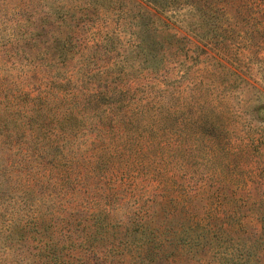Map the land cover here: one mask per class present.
<instances>
[{"label": "rangeland", "instance_id": "374dc122", "mask_svg": "<svg viewBox=\"0 0 264 264\" xmlns=\"http://www.w3.org/2000/svg\"><path fill=\"white\" fill-rule=\"evenodd\" d=\"M214 7L0 0V264H264V0Z\"/></svg>", "mask_w": 264, "mask_h": 264}, {"label": "trees", "instance_id": "16d2710c", "mask_svg": "<svg viewBox=\"0 0 264 264\" xmlns=\"http://www.w3.org/2000/svg\"><path fill=\"white\" fill-rule=\"evenodd\" d=\"M145 1L153 4L156 7H158L159 9H161L165 13L167 11L177 10L176 8L179 5H183V4L199 11L201 13V17L206 16L209 13V10H220V12L222 10V9H216L214 7V4L218 3L219 0H145ZM222 1H224V0H222ZM225 3H226V5L224 4L222 7L224 9L228 10L229 3L228 2H225ZM169 7H171V10H168ZM218 8H220V7H218ZM177 11H175L174 14L177 15L178 14ZM220 12H218V13H220Z\"/></svg>", "mask_w": 264, "mask_h": 264}]
</instances>
